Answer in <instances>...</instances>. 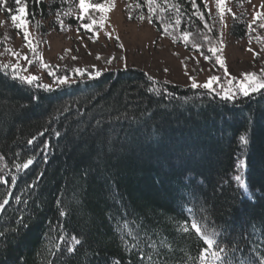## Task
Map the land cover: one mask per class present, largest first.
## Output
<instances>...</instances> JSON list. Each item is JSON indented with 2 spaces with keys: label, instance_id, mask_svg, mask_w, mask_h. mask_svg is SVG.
I'll use <instances>...</instances> for the list:
<instances>
[{
  "label": "trees",
  "instance_id": "trees-1",
  "mask_svg": "<svg viewBox=\"0 0 264 264\" xmlns=\"http://www.w3.org/2000/svg\"><path fill=\"white\" fill-rule=\"evenodd\" d=\"M67 1L22 4L27 20L43 26ZM130 1L135 17L151 18L157 33L181 45L213 26L204 0H195L197 15L193 0ZM15 6L4 0L0 7ZM229 34L244 38L245 24L233 21ZM5 64L0 203L8 204L0 209V264H200L205 230L214 233L212 251L224 249L214 264L264 259V89L223 100L127 68L99 79L73 76L77 83L49 92L38 78L32 85L12 79ZM237 158L246 167L237 169ZM28 160L29 168L18 167Z\"/></svg>",
  "mask_w": 264,
  "mask_h": 264
},
{
  "label": "rangeland",
  "instance_id": "rangeland-1",
  "mask_svg": "<svg viewBox=\"0 0 264 264\" xmlns=\"http://www.w3.org/2000/svg\"><path fill=\"white\" fill-rule=\"evenodd\" d=\"M87 2L103 4L108 0ZM204 2L213 26L206 27L203 39L181 45L157 33L145 18L135 17L130 0H111L110 11L101 14L89 9L83 19H77L81 16L79 0H68L63 13L51 16L50 25L45 21L39 26L25 16L26 30L36 49L34 53L25 45L23 30H17L10 18V15H20L17 9L23 4H16L9 12L0 7V61L12 65L19 59L23 76L28 77L30 73L49 86H55L54 76L79 78L75 69L84 70L83 78L88 80V73L125 69V65L143 70L156 82L182 86H191L192 80L202 85L215 76L218 80L213 82L211 90L223 95L233 87L228 84L229 79L234 78L233 84H236L245 73L252 72L259 77L264 72V27L261 26L264 25V0H224L222 14L216 8L217 0ZM101 15L105 17L102 26ZM67 17L75 24H67ZM93 19L97 21L95 36L82 27ZM233 21L245 24L244 38L236 39L229 34ZM209 47L219 49L217 55L223 59L224 68L208 51ZM24 56L33 61L31 65ZM110 57L115 59L108 63ZM41 61L48 67H43ZM61 70L65 71L64 75ZM49 71L54 76H50Z\"/></svg>",
  "mask_w": 264,
  "mask_h": 264
},
{
  "label": "snow or ice",
  "instance_id": "snow-or-ice-1",
  "mask_svg": "<svg viewBox=\"0 0 264 264\" xmlns=\"http://www.w3.org/2000/svg\"><path fill=\"white\" fill-rule=\"evenodd\" d=\"M3 2H4V0H0V6L3 5ZM37 2H39V0H37ZM15 3L17 5H21L22 0H15ZM111 7H112L111 0H108L107 3H103V4H101V3L92 4V3H88L87 0H79V9H80L81 16L77 17V19H83L85 16H87L89 9H92V10H95L96 12L104 14V13H107L108 11H110ZM192 7H193V9H196V11L193 12V15H197L198 14V6L195 3V0H193ZM216 8H217L218 12H220L222 14L225 11L224 0H217ZM17 10L20 13V15L19 16L10 15L11 21L17 30H23L25 45H26V47H28L30 49V51H32L34 53L36 51V49L33 47V42L30 39V34L26 30V25H27V21L25 18L26 7L20 6ZM177 11H179V9H177ZM104 19H105V17L103 15H101V17H100L101 26L103 25ZM200 19L203 20L202 14H200ZM151 22L152 21L150 18L149 23H151ZM176 23L179 24V21H177ZM221 23L223 24L222 20H221ZM96 24H97V21L93 19V20H91V23L83 24L82 27L86 31L93 33V35L95 36L96 33H95L94 26ZM261 26L264 27V25H261ZM205 27H208V25L205 24ZM117 39H119V38L117 37ZM184 39L185 40L188 39L187 33H185ZM93 42H95V41H93ZM119 46L121 48H123V45H119ZM249 50L251 51V49H249ZM208 51L211 52L215 56L216 62L220 65V67L224 68L225 65H224L223 59L221 58V56L217 55V52L219 51V49L216 47H209ZM16 55L19 58L20 54L17 53ZM204 58L206 60L208 59L207 56H205ZM23 59L27 60L28 65H31L33 62L27 56H24ZM113 59H115V57H110L108 60V63H111ZM41 63H42L43 67H48L47 65H43L42 61H41ZM3 68L10 70L11 75H12V79H14V80L18 79L21 82L27 83L29 85H32L33 82L37 79L35 76L23 77V76L19 75V72L21 71V68L19 66V59L17 60L16 64H12V65L5 64L3 66ZM125 70H127L126 65H125ZM104 71H107V69H104ZM165 71H167V69H165ZM225 71H227V70L225 69ZM74 73L78 77H81V78L86 75L85 71L82 69H75ZM48 74L50 76H54V73L52 71H49ZM87 75H88V79H90V80L91 79H99L103 75V71L97 70V71H94L93 73H88ZM149 79H151V77H149ZM233 79L234 78L228 80V84L232 85L233 87L230 91L223 93V95L221 97L223 100H235L237 97V94H239L240 96H243V97H248L251 93H259L260 89H264V72H262L261 76H259V77L255 73H252V72L245 73L243 75L242 80H240L236 84H233ZM217 80H218L217 77L212 76V77H210L208 82H206L202 85H198L194 80H192L191 88L196 89L198 87H201L204 89L211 90L213 82H216ZM77 82H78L77 80L71 79V76H54V83L56 85L55 89L50 87L47 84L38 85V87L42 88L45 91L51 92V91H55V90L62 88V87H71L73 84H75ZM149 91H151V89ZM64 111L67 112L68 109L65 108ZM117 118H119V117H117ZM96 123L99 125L101 123V120H97ZM45 131H47V130H45ZM43 134L44 133L42 132L40 135H43ZM56 136L57 137L60 136L59 131L56 132ZM35 139H36V137H33L32 139H30L28 141V143L31 145ZM239 140H240L241 145H246L248 143L245 136H241L239 138ZM43 149L45 152H47V150L49 149V143L47 141H45V143L43 145ZM32 163H33L32 160H28L22 166H18V167H22L24 169H27V168H29V166ZM243 167H246L245 161L237 158L236 168L240 169ZM39 178L40 177L38 176L37 180H39ZM234 180L240 184L242 189L245 188V183H246L245 179H243L240 175H238V174L235 175ZM15 181H16V177L13 176L12 182L15 183ZM0 183H6L4 177H2V176H0ZM222 183L226 185L228 183V181L224 180ZM28 187L31 188L32 185L30 184ZM257 191L259 192V189H257ZM16 199L19 200L20 198L16 197ZM252 199H253V203H255V198H252ZM25 203H27V201H25ZM6 204H8L7 199H5L3 201V203H0V209H3ZM61 215H64V213L61 212ZM19 222L21 224H23V220H21ZM192 227L197 231V233H199L201 231V229L196 224H193ZM213 235H214V233H208L207 230H205V235L203 237V241H204V244L206 245V247L199 254L200 264H214V262L216 260L220 259V253H222L224 251L223 248H219V251H212L213 245L216 244V241L213 239ZM61 239H63V238H61ZM74 242L76 244L81 243L80 240L75 239V238H74ZM217 247H219V245H217ZM72 251H73L72 248L69 247L68 252H72ZM139 264H142V262H139ZM260 264H264V259H262L260 261Z\"/></svg>",
  "mask_w": 264,
  "mask_h": 264
}]
</instances>
